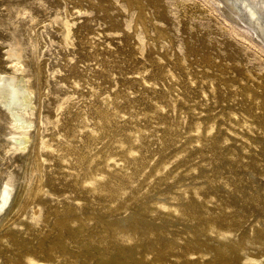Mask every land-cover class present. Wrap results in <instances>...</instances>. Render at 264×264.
Segmentation results:
<instances>
[{
  "label": "rangeland",
  "instance_id": "374dc122",
  "mask_svg": "<svg viewBox=\"0 0 264 264\" xmlns=\"http://www.w3.org/2000/svg\"><path fill=\"white\" fill-rule=\"evenodd\" d=\"M18 49L38 107L29 145L10 151L0 108V237L15 236L0 264H55L63 246L83 264L94 245L102 264H155L171 241L209 264L243 233L258 256L238 264H264V37L242 14L221 0H0V72ZM38 175L39 217L5 225Z\"/></svg>",
  "mask_w": 264,
  "mask_h": 264
},
{
  "label": "bare ground",
  "instance_id": "6f19581e",
  "mask_svg": "<svg viewBox=\"0 0 264 264\" xmlns=\"http://www.w3.org/2000/svg\"><path fill=\"white\" fill-rule=\"evenodd\" d=\"M132 1L133 0H130V2H132ZM221 1L224 2L226 5H228L230 8H232L233 10H235L236 13L238 12V13L242 14L249 21V23L254 27V29L264 37V0H221ZM145 2H146V0H145ZM33 4L34 3H32L31 5H33ZM155 4H156V2H155ZM11 7H13V6H11ZM26 12L27 11H25V13ZM22 13L20 12V14H22ZM151 15L154 17L153 14H151ZM32 19L30 21L31 23L34 20H36L37 17L33 21H32ZM153 20H155V19H153ZM34 24H36V23H34ZM139 26H141V25H139ZM171 27L173 28V26H171ZM150 30H151V28H150ZM133 33H135V32H133ZM171 35L174 36L175 34H171ZM237 35H239V33ZM140 37H138V35H137L138 39ZM167 39H169V38H167ZM190 40H191V38H190ZM143 41H145V40H143ZM18 44H19V42H18ZM18 44L16 41V45H18ZM15 48L17 49L18 46L17 47L15 46ZM102 48H104V47H102ZM216 48H218V47H216ZM20 49L14 51V52H11V53H9V51L6 50L8 52V53H6V55L9 56L10 58H12V65L10 64L11 65V69H10L11 71L10 72H6V71L0 72V108L5 112L7 125L9 127V129H7L5 131V133L3 134L4 138H5V142H6L5 147L7 146V149H6L7 151H10L13 149L23 150V149L27 148V145H29V142L31 141V138H32L33 128L36 124L35 115L33 114L34 112L33 113L30 112L31 109L36 110L38 107L37 106L38 104L35 101L36 100L35 99L36 92H35L34 86L32 85V79L33 78L31 79L26 74L27 69L25 70V67H24V64L22 61V59H24L23 58L24 56H22L23 50H20ZM224 53H225V51H224ZM244 57H246V56H244ZM247 61H248V59H247ZM244 65H245V63H244ZM253 66H254V64H253ZM257 68L259 69V67H257ZM39 76H40V74H39ZM87 87H88V85H87ZM41 103H42V101H41ZM39 126H41V125H39ZM1 133H3V132H1ZM40 136L42 137V135H40ZM39 140L41 141L43 139H39ZM40 143L42 144V142H40ZM34 159L36 162L35 169L41 173L44 170V168H43V164H42V155H41V152L39 149H36ZM8 177L6 180L3 181V184L0 186V211H4L5 209L9 208L11 206V202H12L11 201V199H12V189H11L12 179L10 181V180H8ZM37 178H38L37 184H36V188L34 189V192L27 195V198H26L24 204L19 209V211L16 214H14L13 218L11 220L7 221L5 223V225L9 224L10 222H13L14 220L20 219L25 214V212L27 211L28 208L31 209V213H32L31 219H37L39 217L40 213L42 212V206L40 203H43V200L41 198L44 195L50 193L51 191L47 188L45 183L42 181V178H43L42 175H38ZM91 183L93 184V186H95L97 184L96 182H91ZM107 183H108L107 186L109 187L110 185H112V180L108 181ZM55 211L58 212V208H56ZM49 213H50V211H48V214ZM47 218H48V215H47ZM88 218H90V217H88ZM33 223H35V222H33ZM65 225H66V223H64V221L60 222L61 227L65 226ZM61 234H62V229L59 230V235H61ZM263 234H264V232H263ZM6 235H8L13 241L15 240L14 234L11 233L10 231H7L4 234V236L0 237V251L4 249L3 239ZM72 235H73L75 241L81 242V248L89 247L90 241L85 242V240L82 237H79L78 234H72ZM92 237H91V240H92ZM249 238L251 239L252 236L249 234L243 233L241 235L240 242H238L237 244L235 243V245H233L232 243L230 244V246H232L231 250L228 248H223V249H219V250L208 249L206 255L207 256L212 255V259H210L209 261H206V262L209 264H238V262L244 260L246 257H248V255L255 256V257L258 256V254L256 252H253L250 249V247L248 246V244H246V241ZM258 241H261L260 238H258ZM175 245H176V243L171 241L169 243L166 242L165 246L163 248L162 247L157 248V250H156L157 253L155 254L154 260H152V262L155 264H161V263H165V258H167V257H177L178 259H180V262H177V264H180V263L181 264H191V262L194 261L193 260L194 258L191 257L192 254L197 256V260L199 262L202 263L204 261L203 260L204 253L201 252L197 248H194V249H183L182 248V254L176 255L175 251L173 249V247ZM94 247L97 249V253L93 252L90 256H83L81 259L83 261V264H102L100 262L99 258L103 257L104 251L99 248V245L98 246L94 245ZM51 248H53V245L51 246ZM62 252H63V254L61 255V260L56 261L55 264H80L79 258H80L81 252H78L74 256H71L68 253H66L67 249L65 246L62 247ZM21 253H22V251H19V254H21ZM50 257H51V255H45L43 259H44V261H49ZM29 259L32 262H36V260H37L36 256H30ZM181 261H183V262H181ZM172 263L176 264V262H174V261H172ZM5 264H8V261H6ZM9 264H12V263H9ZM15 264H25V263H24L23 259L19 258ZM48 264H49V262H48Z\"/></svg>",
  "mask_w": 264,
  "mask_h": 264
}]
</instances>
